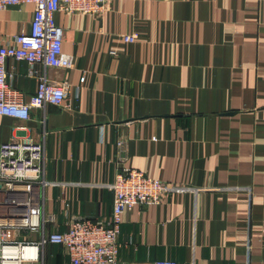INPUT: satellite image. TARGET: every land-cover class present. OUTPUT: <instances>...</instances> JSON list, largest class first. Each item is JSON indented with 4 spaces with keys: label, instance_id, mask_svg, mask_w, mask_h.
<instances>
[{
    "label": "crops",
    "instance_id": "0c3cea01",
    "mask_svg": "<svg viewBox=\"0 0 264 264\" xmlns=\"http://www.w3.org/2000/svg\"><path fill=\"white\" fill-rule=\"evenodd\" d=\"M33 11H0V42L28 31ZM56 20L74 67L46 75L74 102L2 118L0 144H44L45 211L59 229L110 219L108 186L136 169L176 192L125 214L119 264H264V0H115ZM7 67L34 95L29 65ZM46 261L69 262L57 245Z\"/></svg>",
    "mask_w": 264,
    "mask_h": 264
},
{
    "label": "built area",
    "instance_id": "2783aa9c",
    "mask_svg": "<svg viewBox=\"0 0 264 264\" xmlns=\"http://www.w3.org/2000/svg\"><path fill=\"white\" fill-rule=\"evenodd\" d=\"M112 1L0 0V11L34 5L30 29L9 37L4 44L0 42V121L8 117L26 122L33 109L73 104L68 98L70 85H56L46 75L48 68L74 67L73 57L63 51V29L56 15L66 12L100 16ZM8 60L26 62L29 75L37 80L36 92L28 99L13 87ZM39 64L43 72L36 68ZM48 182L43 143L12 138L0 144V264H46L48 248L53 245L62 246L68 264H119L118 239L125 214L137 205L162 204L176 192L172 182L125 169L108 186L115 199L110 219L94 221L72 216L61 231L55 215L45 211ZM155 264L176 263L166 260Z\"/></svg>",
    "mask_w": 264,
    "mask_h": 264
}]
</instances>
